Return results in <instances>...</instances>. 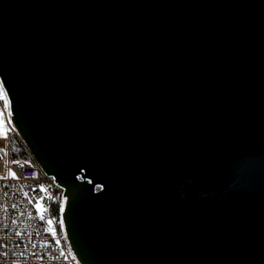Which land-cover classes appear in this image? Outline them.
I'll return each instance as SVG.
<instances>
[{
  "label": "water",
  "instance_id": "water-1",
  "mask_svg": "<svg viewBox=\"0 0 264 264\" xmlns=\"http://www.w3.org/2000/svg\"><path fill=\"white\" fill-rule=\"evenodd\" d=\"M0 77L82 264H264V0H0Z\"/></svg>",
  "mask_w": 264,
  "mask_h": 264
},
{
  "label": "built area",
  "instance_id": "built-area-1",
  "mask_svg": "<svg viewBox=\"0 0 264 264\" xmlns=\"http://www.w3.org/2000/svg\"><path fill=\"white\" fill-rule=\"evenodd\" d=\"M0 109L8 129L0 137V177H7L0 178V264H82L61 225L63 187L34 158L10 154L11 137L20 134L1 77Z\"/></svg>",
  "mask_w": 264,
  "mask_h": 264
},
{
  "label": "trees",
  "instance_id": "trees-1",
  "mask_svg": "<svg viewBox=\"0 0 264 264\" xmlns=\"http://www.w3.org/2000/svg\"><path fill=\"white\" fill-rule=\"evenodd\" d=\"M1 154V151H0ZM10 154L13 158L32 159V155L20 135L14 134L10 140Z\"/></svg>",
  "mask_w": 264,
  "mask_h": 264
},
{
  "label": "rangeland",
  "instance_id": "rangeland-1",
  "mask_svg": "<svg viewBox=\"0 0 264 264\" xmlns=\"http://www.w3.org/2000/svg\"><path fill=\"white\" fill-rule=\"evenodd\" d=\"M7 134H8V129L4 118V113L0 109V137L7 136Z\"/></svg>",
  "mask_w": 264,
  "mask_h": 264
},
{
  "label": "snow or ice",
  "instance_id": "snow-or-ice-1",
  "mask_svg": "<svg viewBox=\"0 0 264 264\" xmlns=\"http://www.w3.org/2000/svg\"><path fill=\"white\" fill-rule=\"evenodd\" d=\"M13 162H15V163H21V162H19V161H13ZM21 166H23V165H21ZM13 178H19V177H17L16 176V174L14 173V172H10L9 173ZM0 178H7L6 176L5 177H0ZM43 218V217H42ZM49 223H51V221H49Z\"/></svg>",
  "mask_w": 264,
  "mask_h": 264
}]
</instances>
